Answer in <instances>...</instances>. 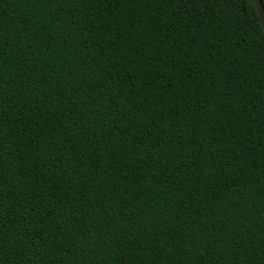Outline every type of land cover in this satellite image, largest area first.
Segmentation results:
<instances>
[{
    "label": "trees",
    "instance_id": "1",
    "mask_svg": "<svg viewBox=\"0 0 264 264\" xmlns=\"http://www.w3.org/2000/svg\"><path fill=\"white\" fill-rule=\"evenodd\" d=\"M0 264H264L253 0H0Z\"/></svg>",
    "mask_w": 264,
    "mask_h": 264
},
{
    "label": "water",
    "instance_id": "2",
    "mask_svg": "<svg viewBox=\"0 0 264 264\" xmlns=\"http://www.w3.org/2000/svg\"><path fill=\"white\" fill-rule=\"evenodd\" d=\"M253 2L256 5V8L258 10L259 19L262 25V28L264 30V6L261 0H253Z\"/></svg>",
    "mask_w": 264,
    "mask_h": 264
}]
</instances>
